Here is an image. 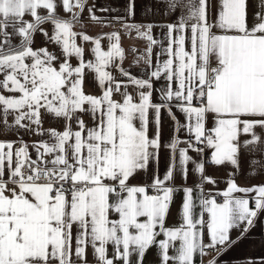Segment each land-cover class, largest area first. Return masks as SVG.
<instances>
[{
    "label": "snow or ice",
    "instance_id": "obj_1",
    "mask_svg": "<svg viewBox=\"0 0 264 264\" xmlns=\"http://www.w3.org/2000/svg\"><path fill=\"white\" fill-rule=\"evenodd\" d=\"M137 7L0 0V264H225L264 219V183H237L264 180V0H144L164 25Z\"/></svg>",
    "mask_w": 264,
    "mask_h": 264
},
{
    "label": "crops",
    "instance_id": "obj_2",
    "mask_svg": "<svg viewBox=\"0 0 264 264\" xmlns=\"http://www.w3.org/2000/svg\"><path fill=\"white\" fill-rule=\"evenodd\" d=\"M95 3L96 7H102L105 5H110L113 8H116L119 10L120 13L123 12L127 0H88V6L91 7ZM144 3V0H137V16L136 21L137 22H154L157 25H164L166 23H169L170 21L163 15L157 13L156 17L153 19L151 17V14H149L148 18L143 17V13L140 10V6ZM98 16H106V15H115L117 13H102L97 11L96 13ZM85 17H87L88 13L85 11L84 13ZM77 30H81L78 28ZM83 31H86L89 35L96 36L100 34L101 32H111L115 31L116 29L112 27H101V26H93L91 23L87 24V26L82 29ZM154 35L159 39L160 37V28L157 27L154 29ZM37 47L42 46L39 38H37ZM47 46V45H43ZM123 46L126 49H129L130 47H135L143 51L146 48V41L142 40H127L125 39L123 41ZM133 60H134V54L132 52L128 53V58L124 63V67L126 69H130L134 74L140 75L141 70L145 68V65L141 64L139 67L133 66ZM156 61V55L154 51L153 55V62ZM155 87L160 86V82H154ZM90 90L94 91V94H99L97 91H95L94 85L90 86ZM155 96V94H154ZM165 119L166 123L164 124L163 130H162V138L164 139L165 143H169L170 140L177 135L181 140H186L187 136L183 131H180L178 134L174 130V126L171 120ZM53 124L45 123L44 127L49 128L53 127ZM11 139H15V137H9ZM25 140L31 141L33 140H39V137H24ZM182 147L184 145H181ZM170 150H162L161 153V161L159 165V173L161 176L164 173L165 166H166V160L168 157V153ZM192 155H195L194 153H190ZM243 167L245 169L244 174L238 176L237 183L243 187H251L254 185H258L261 183H264V180L261 179H255L250 178L247 173L248 165L247 163H243ZM194 172V170H193ZM209 174L212 175L217 181V185H208L207 188L212 191H220L224 190L226 188L225 180L227 178V173L223 170H216V169H210ZM196 180V175L190 174L188 184L192 185ZM179 184V181H177ZM179 199V197H178ZM241 233L239 231H233L232 238L236 239L237 237H240ZM222 261L225 262V264H248V261L255 260L256 264H259L261 259H264V219L258 220L256 226L252 228L246 235L243 236L242 239L239 240L237 244H235L231 249H229L225 254L220 257ZM144 264H157V258L153 253H149L145 257Z\"/></svg>",
    "mask_w": 264,
    "mask_h": 264
},
{
    "label": "rangeland",
    "instance_id": "obj_3",
    "mask_svg": "<svg viewBox=\"0 0 264 264\" xmlns=\"http://www.w3.org/2000/svg\"><path fill=\"white\" fill-rule=\"evenodd\" d=\"M102 33V32H101Z\"/></svg>",
    "mask_w": 264,
    "mask_h": 264
}]
</instances>
